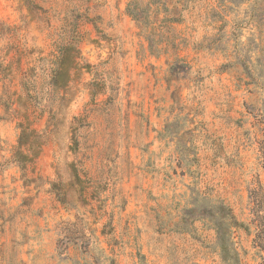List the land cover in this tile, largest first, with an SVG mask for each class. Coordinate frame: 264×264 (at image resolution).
I'll return each mask as SVG.
<instances>
[{"label":"rangeland","instance_id":"obj_1","mask_svg":"<svg viewBox=\"0 0 264 264\" xmlns=\"http://www.w3.org/2000/svg\"><path fill=\"white\" fill-rule=\"evenodd\" d=\"M221 206L264 264V0H0V264H224Z\"/></svg>","mask_w":264,"mask_h":264},{"label":"trees","instance_id":"obj_2","mask_svg":"<svg viewBox=\"0 0 264 264\" xmlns=\"http://www.w3.org/2000/svg\"><path fill=\"white\" fill-rule=\"evenodd\" d=\"M212 211V208L207 207V209L203 211V214H211ZM220 211L223 213V216L216 223H214V227L216 229V244L220 253L221 261L224 264H238V254L232 248V243L230 241V229L237 225L233 222L232 217L228 215V208L221 206ZM227 220L229 223H227Z\"/></svg>","mask_w":264,"mask_h":264}]
</instances>
